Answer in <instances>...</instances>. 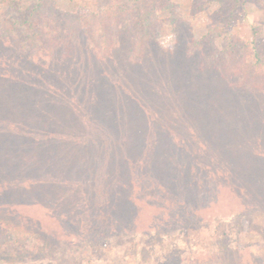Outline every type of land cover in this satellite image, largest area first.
<instances>
[{"label":"rangeland","instance_id":"rangeland-1","mask_svg":"<svg viewBox=\"0 0 264 264\" xmlns=\"http://www.w3.org/2000/svg\"><path fill=\"white\" fill-rule=\"evenodd\" d=\"M131 1L103 49L0 0V264H264V0Z\"/></svg>","mask_w":264,"mask_h":264},{"label":"trees","instance_id":"trees-1","mask_svg":"<svg viewBox=\"0 0 264 264\" xmlns=\"http://www.w3.org/2000/svg\"><path fill=\"white\" fill-rule=\"evenodd\" d=\"M119 1L120 0H97L98 5H96L94 9L83 8L77 12H64L57 7V2L55 0H38L31 11L33 12L32 15H37L38 17H48L50 15L53 18V23H58L53 32L55 35L60 34L59 39L65 34L67 38L64 36L62 37L63 40L65 42H70L73 35L75 36L77 32L82 31V34L87 36L91 46L97 44V46H101V48L105 49L104 45L106 44L107 46L109 39L112 38V36L116 37V33L119 32L121 28H127L128 26L129 20L127 16H118L115 14V10L119 6ZM143 1L145 0L131 1V5H135V3L138 4L135 5L137 7L132 10L134 14H132L131 20L137 19L140 31H142V33L145 31L146 37L150 40L154 38L156 29L160 28L159 22L161 23V21L157 17V13L153 12V10L144 11ZM112 17H116V19ZM45 19L46 18H44V21ZM29 20L30 19H27L26 22L31 24V28L35 29L36 24L34 23V25H32L34 21L29 22ZM45 23L51 25L48 22ZM35 31L40 32L41 29L37 27ZM36 35H39V33ZM33 158L34 156L29 159L32 161ZM4 231L2 226H0V244L2 245L5 243L7 244L11 239L10 235H8L7 232L4 233ZM35 244V238H33L32 235L30 237L28 236L22 246L25 250L24 253L31 254L32 252H30V249L36 248ZM182 244L181 241H177L175 245L179 248L178 245Z\"/></svg>","mask_w":264,"mask_h":264}]
</instances>
